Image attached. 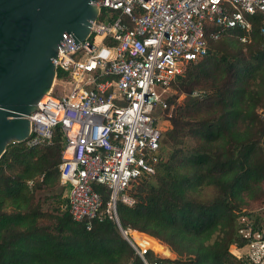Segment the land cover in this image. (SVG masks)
Returning <instances> with one entry per match:
<instances>
[{"label":"trees","instance_id":"obj_1","mask_svg":"<svg viewBox=\"0 0 264 264\" xmlns=\"http://www.w3.org/2000/svg\"><path fill=\"white\" fill-rule=\"evenodd\" d=\"M261 20L256 13L249 33L207 24V54L188 62L170 85L176 92L162 114L156 171L133 184L134 205L118 204L123 227L159 241L144 239L159 251H148L149 262L254 264L231 247L249 242L244 217L252 233L264 229L247 212L264 200ZM67 77L58 68L56 79ZM62 136L57 127L52 144L11 143L0 158V264H145L109 217L95 219L91 229L72 218L60 181ZM94 188L106 207L110 188Z\"/></svg>","mask_w":264,"mask_h":264},{"label":"built area","instance_id":"obj_2","mask_svg":"<svg viewBox=\"0 0 264 264\" xmlns=\"http://www.w3.org/2000/svg\"><path fill=\"white\" fill-rule=\"evenodd\" d=\"M98 5L101 12L90 37L59 48L57 71L61 68L68 77L55 79L40 99L39 109L29 115L31 133L23 141L31 148L52 144L56 128H61L59 169L61 183L69 185L66 207L89 229L95 219L106 217L119 226L118 204L134 205L133 184L155 173L167 92L188 62L207 54V24L214 23L219 31L237 27L249 33L261 12L264 36V0H98ZM103 10L118 15L102 17ZM60 85L64 92L57 96ZM94 182L111 190L106 207ZM246 223L241 229L249 238L245 256L264 264V229L252 233L251 222ZM119 229L145 264H159L145 256L156 251L143 244L153 236L131 227Z\"/></svg>","mask_w":264,"mask_h":264},{"label":"water","instance_id":"obj_3","mask_svg":"<svg viewBox=\"0 0 264 264\" xmlns=\"http://www.w3.org/2000/svg\"><path fill=\"white\" fill-rule=\"evenodd\" d=\"M100 12L98 0H0V158L29 137V115L57 77L59 48L88 39Z\"/></svg>","mask_w":264,"mask_h":264},{"label":"rangeland","instance_id":"obj_4","mask_svg":"<svg viewBox=\"0 0 264 264\" xmlns=\"http://www.w3.org/2000/svg\"><path fill=\"white\" fill-rule=\"evenodd\" d=\"M243 39V38H242ZM247 39V38H246ZM246 39H243V40H246ZM59 85H57L58 87ZM60 90L59 91H56V95L57 96H62L63 95V90H64V86L60 85ZM197 91V90H196ZM175 89L171 86L170 89L168 90L167 92V97H170L171 95H173V93H175ZM194 93V92H193ZM182 97L184 96V94L181 95ZM172 107V106H171ZM260 112L262 111V109H258ZM170 112L172 113L173 112V108L170 110ZM170 113V114H171ZM64 190V189H63ZM207 190H204V192H206ZM65 196H67V189L65 188L64 190V193H63ZM247 212L248 213H253L254 215H258L259 216V219H260V223L261 226L264 227V200L261 202V203H253L251 206L247 207ZM244 220L245 221H249V217L246 216L244 217ZM231 250L233 251V253L238 256V257H242V256H245L247 255L246 253L249 252V247H236L235 245H233L231 247ZM162 254H165V253H162ZM165 255H168V254H165Z\"/></svg>","mask_w":264,"mask_h":264},{"label":"crops","instance_id":"obj_5","mask_svg":"<svg viewBox=\"0 0 264 264\" xmlns=\"http://www.w3.org/2000/svg\"><path fill=\"white\" fill-rule=\"evenodd\" d=\"M67 187H66V189H67V197H68V195H69V185H66ZM163 245V244H162ZM155 248V247H154ZM156 249V248H155ZM170 251V250H169ZM156 252H159L158 251V249H156ZM162 254V253H161ZM165 254H168V253H165ZM169 254H170V252H169Z\"/></svg>","mask_w":264,"mask_h":264}]
</instances>
